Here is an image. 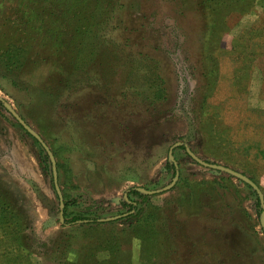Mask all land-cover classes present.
I'll list each match as a JSON object with an SVG mask.
<instances>
[{
    "label": "rangeland",
    "instance_id": "rangeland-1",
    "mask_svg": "<svg viewBox=\"0 0 264 264\" xmlns=\"http://www.w3.org/2000/svg\"><path fill=\"white\" fill-rule=\"evenodd\" d=\"M220 1L0 0V56L36 35L0 99L52 153L64 202L48 152L0 102V208L21 230L0 231V264H87L88 244L115 238L119 264H264L255 189L188 153L264 203V0ZM172 166L171 189L139 191L170 186ZM155 221L183 228L153 258Z\"/></svg>",
    "mask_w": 264,
    "mask_h": 264
},
{
    "label": "trees",
    "instance_id": "trees-1",
    "mask_svg": "<svg viewBox=\"0 0 264 264\" xmlns=\"http://www.w3.org/2000/svg\"><path fill=\"white\" fill-rule=\"evenodd\" d=\"M31 1H34V0H27L26 3H31ZM211 1H214V0H205V4H209ZM240 1H243V0H240ZM220 2L229 4L233 2H239V0H222ZM31 35H33L36 38V35L34 33L29 34L27 37L28 39L26 38L21 45H18V44H11L13 46L9 45L8 46L9 48L5 51V55L0 56V59H3L0 61V69H1L0 73L2 72V75L0 74V76L4 78H9L10 80H12L11 83L14 86H18L20 84H17V80L11 78L10 74L13 72H15L16 74L21 73L24 70L26 62L29 59L28 55L31 49L30 46L33 47L34 44L36 43L35 40L32 41V44L30 43V41L33 39V38H29V36ZM27 42L30 43V46L28 47L27 45H25V43ZM171 170L175 172L174 166H172ZM250 189L252 190L251 187ZM134 192L135 191H131V193H134ZM135 193H138V192H135ZM252 193L255 196L257 214L258 216L261 217L262 213L264 212V203L262 202V198L260 197V195L255 190H252ZM123 204L133 209L136 207L135 204L132 201H130V199H124ZM67 206H68V203L65 202V207ZM4 207L5 206H3V208H0V231L2 233L5 231V234H3L4 235L3 238L8 239L11 236L16 235L15 238L18 239L19 234L21 232L20 225H19L20 219L17 217L16 214H13L11 210H8L9 209L8 207L6 208ZM139 214L130 218V222L131 223L137 222L142 212L140 215ZM161 222L162 221H155V222H150L149 224H147V239H145L143 246L149 247V249H147V253H152L153 258H156V256L163 254L165 250L169 252H173V251L175 252L177 250L176 247L178 246V241L180 240V238L174 237V236L177 235L178 230L183 228V226L178 223L177 224L181 228H178V227L167 228L166 225H164ZM91 223H95V221L94 222L90 221L89 219H85L84 217L80 215L74 216L69 222L66 219L63 221L64 227H73L75 225H85V224H91ZM173 231H175V233ZM166 245L168 246L169 249L164 248ZM13 246H16V243H14ZM87 246H90L89 251L86 252L87 254L86 260L90 261L87 264H119L117 257L122 254V250L120 248L121 244H120L119 239L115 238V239L106 241V243L101 244V247L103 246V249L100 248V245L99 247H96L95 252L98 251L100 253H109V257L104 258V259H100L99 256H98V259L96 258V255H94L95 253L94 244H88ZM94 256L95 258H93ZM72 264H75V263H72Z\"/></svg>",
    "mask_w": 264,
    "mask_h": 264
},
{
    "label": "water",
    "instance_id": "water-1",
    "mask_svg": "<svg viewBox=\"0 0 264 264\" xmlns=\"http://www.w3.org/2000/svg\"><path fill=\"white\" fill-rule=\"evenodd\" d=\"M0 102L4 104V106L6 107V109L15 117V119L19 122V124L32 136L34 137L37 141H39V143H41V145L46 149V151L48 152L49 154V157L51 158L52 160V163H53V172H54V181H55V189L60 197V200H61V210H63L64 208V202H63V197H62V194H61V191L59 189V186L57 185V171H56V164H55V160H54V157L52 155V153L49 151L48 147L46 146V144L43 142V140L41 139V137L12 109V107L6 103L5 101H3L2 99H0ZM177 146V145H176ZM174 146L171 151H170V154H169V159L174 162V157H173V150L174 148L176 147ZM189 155L197 162L199 163L200 165L204 166V167H207V168H210V169H213L215 171H219V172H223V173H226L234 178H237L241 181H243L244 183L250 185L253 189L257 190V187L256 185L247 177H245L244 175L240 174V173H237L229 168H226V167H223V166H220V165H213V164H209V163H206L204 161H202L201 159H199L198 157H196L193 153H191L190 151H188ZM175 164V162H174ZM176 166V164H175ZM177 167V166H176ZM178 177H179V173L177 172L176 174V177L174 179V182L168 186L167 188L161 190V191H153V192H149V191H146V190H143V189H140L139 191L143 192V193H146V194H149V195H152V194H157V193H160V192H164V191H168L169 189H171L176 181L178 180ZM119 217H115V218H109V219H105V220H101L100 222H111V221H114L116 219H118ZM60 219L61 221L63 222V214L61 213L60 215ZM261 224H262V228H263V231H264V212L262 213V217H261Z\"/></svg>",
    "mask_w": 264,
    "mask_h": 264
},
{
    "label": "flooded vegetation",
    "instance_id": "flooded-vegetation-1",
    "mask_svg": "<svg viewBox=\"0 0 264 264\" xmlns=\"http://www.w3.org/2000/svg\"><path fill=\"white\" fill-rule=\"evenodd\" d=\"M3 104V103H2ZM4 105V104H3ZM171 161V160H170ZM176 174H177V172H176ZM125 199H127V198H125ZM119 218H120V216H119Z\"/></svg>",
    "mask_w": 264,
    "mask_h": 264
}]
</instances>
